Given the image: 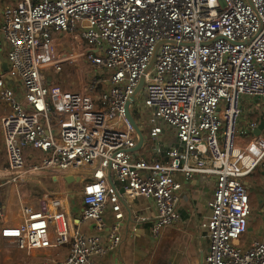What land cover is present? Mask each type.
Wrapping results in <instances>:
<instances>
[{
    "label": "built area",
    "instance_id": "1",
    "mask_svg": "<svg viewBox=\"0 0 264 264\" xmlns=\"http://www.w3.org/2000/svg\"><path fill=\"white\" fill-rule=\"evenodd\" d=\"M3 45L0 216L1 193L18 194L24 180L79 177L81 223L107 232L72 231L65 193L49 197L46 211L24 208L23 222L4 228V238L24 251L69 247L55 264H96L95 257L121 250L124 202L154 203L149 220L159 238L180 222L183 183L206 176L215 192L201 224L209 241L202 264H264V239L240 244L252 216L245 178L264 167V134L246 139L240 125L244 102L264 99V0H17L0 10V51ZM84 60L107 75L97 99L88 93L100 81H86ZM72 64L75 92L48 83L47 70ZM128 107L144 138L136 152Z\"/></svg>",
    "mask_w": 264,
    "mask_h": 264
},
{
    "label": "crops",
    "instance_id": "2",
    "mask_svg": "<svg viewBox=\"0 0 264 264\" xmlns=\"http://www.w3.org/2000/svg\"><path fill=\"white\" fill-rule=\"evenodd\" d=\"M16 3L17 0H0V10ZM5 54L6 47L3 45L0 51V70L8 72L9 67ZM7 84L9 87L16 86V83L10 79H8ZM14 91L17 95L21 94L20 89L17 87L14 88ZM244 106L245 114L240 123L241 128L244 130V137L246 139L253 138L261 127H263L261 133L264 134V99L246 100ZM4 107L5 105L0 101V117ZM254 123L259 126L256 131L251 129V125ZM0 136L2 139L1 151L4 150L5 153L2 133ZM27 154L28 162L30 164L34 163L37 159L33 155L34 152L32 153L28 150ZM53 179L58 183L59 192L46 188L37 180H24L21 182L24 193L20 196L14 193H9L8 195L5 192L1 193L4 214L0 216V264H55L56 261L65 259L68 256L69 247L24 251L19 249L12 240L2 236L4 228L19 225L23 222L22 210L24 208L29 207L34 211H46L47 207L50 208V203L46 202V200L52 196L70 194L69 204L63 211L67 215L72 231L89 235L100 233L103 237H106L107 232H99L94 223H81L83 204L82 187L79 186V183H68L66 178ZM245 183L251 194V204L261 209L258 220L253 222L252 216L250 218L245 238V245H247L249 241L255 238L264 239V167L259 168L255 173L246 177ZM214 192L215 184L212 179L206 176H195L189 182H184L180 192L179 210L182 212L180 213V222L173 228L165 229L159 238L153 237V225L149 220H153L157 214L154 203L146 201L127 204L135 220L138 217L148 218V221L138 224L126 222L123 230L124 238L121 250L104 257H95L94 261L96 264H146L147 260L144 258L146 250L149 252L150 248L157 246L166 252L168 246L172 249L165 263L202 264L209 251V241L205 231L201 230V224L208 221L211 216L209 203L214 197ZM19 193L21 192L19 191ZM10 194L12 197H10ZM125 206L124 204V210L127 215ZM104 219L107 226L110 227L115 221V214L109 210ZM134 230L137 231L135 232Z\"/></svg>",
    "mask_w": 264,
    "mask_h": 264
},
{
    "label": "rangeland",
    "instance_id": "3",
    "mask_svg": "<svg viewBox=\"0 0 264 264\" xmlns=\"http://www.w3.org/2000/svg\"><path fill=\"white\" fill-rule=\"evenodd\" d=\"M81 65H82L84 76L87 82L90 80H93L95 77H97L98 80L100 81V84L98 85L96 91L93 93H90V92L88 93L92 98L97 99L107 89V86L105 85V81L107 80V75H103L101 73H97L96 71H94L93 67L89 63H87L85 60L81 62ZM77 71H78L77 66L73 64L66 65L61 73L56 72L55 69H49L46 71L47 81L50 85L61 87L63 92H75L77 90V87L79 86V77H78ZM0 134H1V131H0ZM174 141H176V139ZM174 141L171 144H174ZM1 149H2V139L0 136V171L3 170L7 166L6 155L4 153V150L1 151ZM29 165L30 163L28 162V166ZM31 180H37L41 182L46 188L59 192L58 183L53 178L27 179V181H31ZM3 182L6 183L7 188L11 187V182L9 181V179L3 180ZM79 186L80 187L83 186L82 181L79 183ZM22 188L23 186H21V189H20L21 193H18L17 196H20L22 193H24V191H22ZM5 193H7L6 195L9 194V192H5ZM10 197H12L11 194H10ZM251 202H252V198H251ZM251 208L253 210L251 219H253V222H254L258 220L257 218L260 217L261 209H259L256 205L253 206L252 204H251ZM245 240L246 239L241 241L240 244L245 243ZM171 249L172 248L167 246V250L165 252L162 248L160 249L157 246H153L152 248H150L149 252H147V250L146 252H144L145 253L144 258L147 260L145 263L146 264H167L165 263V260L168 257L169 253H171Z\"/></svg>",
    "mask_w": 264,
    "mask_h": 264
},
{
    "label": "water",
    "instance_id": "4",
    "mask_svg": "<svg viewBox=\"0 0 264 264\" xmlns=\"http://www.w3.org/2000/svg\"><path fill=\"white\" fill-rule=\"evenodd\" d=\"M144 83H145V80L142 79V81H141V83H140V86H139V89H138L137 93L135 94V96L133 97V100L136 99V97H137V95H138V92L141 91L142 88L144 87ZM8 87H9V86H8ZM127 116H128V118H129L130 122L132 123V125H133L135 131L137 132V134H138L139 137H140L139 144H138L134 149H132V152H136V151H139V150L142 148V146H143V142H144V138H143V136L141 135V133H140L139 130H138V127H137L136 121H135V119L133 118L132 114L130 113L129 107H128V109H127ZM262 130H263V127L260 128V130L256 133V135H259V134L262 132ZM66 181H67L68 183H74V182L80 183V182H81V179H80L79 177H77V178H75V177H66ZM109 181H110V184H111L112 188L115 190V193L117 194V193H118V191H117V186H116V184L114 183L113 178H112V177H109ZM123 204L126 205L125 208H126L127 215H128V220H129L128 223H129V224H130V223H133V224L137 223V221L133 218L132 211L128 208L127 203L124 202ZM179 212L182 213L180 210H179ZM151 238H152V237H151Z\"/></svg>",
    "mask_w": 264,
    "mask_h": 264
}]
</instances>
